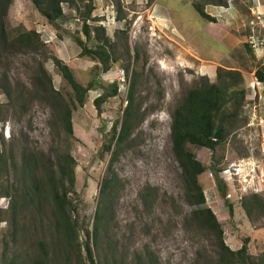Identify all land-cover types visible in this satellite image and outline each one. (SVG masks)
<instances>
[{"label":"rangeland","instance_id":"rangeland-1","mask_svg":"<svg viewBox=\"0 0 264 264\" xmlns=\"http://www.w3.org/2000/svg\"><path fill=\"white\" fill-rule=\"evenodd\" d=\"M214 1L154 0L152 9V0H91V5L86 0H67L60 4L62 17L56 20L55 28L29 0H12L7 6L3 18L6 39L26 32L35 47L25 52L8 49L1 56L0 77L3 75L6 84L32 90V78L42 62L53 90L68 101L72 92L48 58L50 55L65 63L80 85L94 80L83 105L71 111L72 136L67 137L47 103L32 98L21 111L20 107L8 106L0 88L2 158L11 153L17 160L24 147L45 154L54 149L67 150L75 161L72 213L84 228L90 229L98 187L107 175L109 154L102 151V146L108 142L111 124L120 121L128 86L133 87V128L112 165L116 183L103 240L108 249L116 246L123 254L122 264H134V256L144 250L152 254L156 264H218L217 235L213 229L197 227L190 218L194 207L184 201L169 138L174 106L203 78L217 82V68L240 73L244 92L241 106L236 109L225 142L213 152L187 147L205 167L197 181L204 206L222 230L223 243L235 250L243 241L251 259L264 264V84L254 83L252 77L264 58V0H223L222 5ZM194 3L216 20L211 25L215 30L225 32L220 39L224 47L207 36L208 24L194 11ZM259 5L263 7L261 13ZM88 7L92 8L86 23L92 31L90 36L96 33L92 28L100 26L103 31L98 30V35L108 38L106 49L111 61L108 69L98 74L93 61L78 56L73 41L77 36L84 39L79 26ZM32 34H38L39 43ZM93 42L91 39L86 44L92 46ZM113 83L116 94L107 97L96 112L92 99L109 92ZM210 166L216 171V179ZM223 169L227 170L225 180L220 174ZM12 179L11 172H0V191ZM217 181L223 184L222 189L216 186ZM145 186L155 191L147 209L139 197ZM253 193L260 205L252 206L246 216L240 200L247 201ZM150 198L151 193L146 195L147 201ZM226 203L231 204V217ZM7 206L8 198L0 193V264L5 248L12 245L7 243ZM78 239L83 240L81 230ZM92 254L98 264L96 250ZM69 264L76 263L72 260Z\"/></svg>","mask_w":264,"mask_h":264},{"label":"trees","instance_id":"trees-1","mask_svg":"<svg viewBox=\"0 0 264 264\" xmlns=\"http://www.w3.org/2000/svg\"><path fill=\"white\" fill-rule=\"evenodd\" d=\"M11 1L0 0V58L8 49L25 52L35 47L26 32H22L14 39H6L3 18ZM29 1L50 27H57L56 20L62 17L60 4L67 0ZM86 1L91 5V0ZM214 2L216 5H222L223 0ZM116 8L119 10L118 6ZM192 8L204 20L216 21L207 15L199 4H192ZM91 9L88 7L81 16L79 31L84 39L77 36L73 41L79 49L78 56L93 61L95 73L98 74L108 69L111 60L106 49L108 38L97 33L98 30L102 32L103 28L95 26L92 29L96 33L90 36L92 31L86 23ZM32 35L34 41L39 43L38 34ZM91 39L94 40L93 45L88 46L86 42ZM48 58L72 92L68 101L51 87L50 77L46 74L42 62L32 78L35 82L34 84L32 82V90H24L20 84L13 86L6 84L3 75L0 77V88L8 99V106L20 107L21 111L26 109V103L32 98L44 101L51 108L53 117L64 136H72L71 111L83 105L85 93L91 89L94 80L82 86L74 80L70 69L59 58L53 55ZM253 76L257 82L264 84V65L261 62L256 65ZM215 79L217 82L211 83L204 78L200 80L186 91L180 102L172 109L169 125L170 149L179 170L184 201L194 207L190 211V218L197 227L213 229L217 235L219 249L217 263L258 264L247 254L243 241L235 250H231L223 243L222 230L211 210L204 206V196L197 181V177L204 172L205 167L195 159L194 154L187 147L192 145L213 152L216 146L225 142L229 129L234 124L236 109L241 106L244 95L240 86L241 75L237 70L217 68ZM132 89V85L128 86L126 104L120 121L111 124L108 142L102 146V151L109 154L107 175L98 187V200L90 229L84 228L72 213L73 201L70 195L74 194L75 161L67 150L54 149L45 154L24 147L20 149V157L17 160L11 153L7 158H2L3 155L0 154V172H11L13 177L0 191L2 196L8 198L6 233L9 237L7 243L12 244L11 248L8 250L5 248L2 253L1 264H69L72 260L76 264H95L93 249L97 252L98 264H122L123 254L117 251L116 246L108 249L103 244V240L108 232L113 185L116 183L112 165L125 147L133 128L134 119L130 110ZM116 90V84L113 83L109 92L92 99L96 112L107 97L116 94ZM230 104L234 106L231 111ZM111 145L112 149H110ZM208 169L216 179V171L211 166ZM216 186L223 188V184L218 181ZM150 193L151 198L147 201L146 195ZM154 193V189L149 186L142 189L139 197L144 208L150 206ZM259 205L260 201L254 193L247 201L245 198L240 200V206L246 216L249 215L252 206ZM226 206L227 214L231 217V204L226 203ZM79 230L83 232V240L78 239ZM133 262L156 264L155 258L148 250H144L143 254H136Z\"/></svg>","mask_w":264,"mask_h":264},{"label":"crops","instance_id":"crops-1","mask_svg":"<svg viewBox=\"0 0 264 264\" xmlns=\"http://www.w3.org/2000/svg\"><path fill=\"white\" fill-rule=\"evenodd\" d=\"M153 1L154 0H152V4H151V7H152V9H153ZM260 7V13L262 12V10H263V7L261 6V5H259V6H257V9ZM152 12H154L153 10H152ZM203 19V18H202ZM204 20V19H203ZM206 21V20H205ZM207 22V28H205V32H207L206 34H207V36L208 37H210L213 41H215L216 43L218 42L222 47H224V44H222L221 43V41H220V39H222V37L223 36H226V34H225V32H223V31H220V30H215L214 29V26H211L212 24H215V22H208V21H206ZM47 42H49V41H47ZM217 43V44H218ZM226 47V46H225ZM227 49V48H226ZM224 50H225V48H224ZM228 52V51H227ZM259 62H261V64H263L264 65V58L263 59H261V61H259ZM258 62V63H259ZM203 69H207V68H203ZM255 69V68H254ZM252 77H253V79H254V76H253V72H252Z\"/></svg>","mask_w":264,"mask_h":264},{"label":"built area","instance_id":"built-area-1","mask_svg":"<svg viewBox=\"0 0 264 264\" xmlns=\"http://www.w3.org/2000/svg\"><path fill=\"white\" fill-rule=\"evenodd\" d=\"M43 42H44V43H47V40H43ZM253 80H254V83L259 84V82H257V81L255 80V78H254ZM250 88L253 89V84H250ZM263 141H264V139H263ZM263 145H264V143L262 142V145H261L262 148H263ZM225 171H227V170H226V169H223L222 171H220V174H221L222 177H221L220 174H219V176H220L223 180L226 179V177H224V174H226L227 172H225Z\"/></svg>","mask_w":264,"mask_h":264},{"label":"clouds","instance_id":"clouds-1","mask_svg":"<svg viewBox=\"0 0 264 264\" xmlns=\"http://www.w3.org/2000/svg\"><path fill=\"white\" fill-rule=\"evenodd\" d=\"M260 84V83H259Z\"/></svg>","mask_w":264,"mask_h":264}]
</instances>
